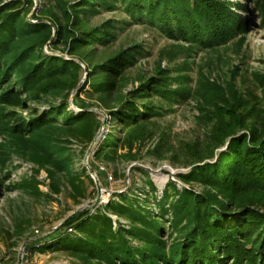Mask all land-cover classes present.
Returning <instances> with one entry per match:
<instances>
[{"label": "trees", "instance_id": "1", "mask_svg": "<svg viewBox=\"0 0 264 264\" xmlns=\"http://www.w3.org/2000/svg\"><path fill=\"white\" fill-rule=\"evenodd\" d=\"M258 3L252 1L263 12ZM31 5L30 0L26 5L0 0V164L16 157L36 173L44 170L50 193L59 195L65 188L75 204L93 196L83 177L93 183L85 169H74L72 143L83 149L93 144V160L114 162L118 149H126L133 159V143L143 138L137 131L160 115L164 104L192 98L187 76L171 78L159 67L153 76L134 73L136 62L147 55L140 45L106 57L98 49L110 47L131 22L192 52L222 47L243 37L249 26L235 12L240 4L231 0H56L37 24L26 20ZM55 10L63 14V22ZM115 11L128 20L92 26L103 12ZM49 42V49L62 45L73 59L47 55L43 48ZM84 75L74 100L82 94L94 99L93 107L109 117L110 128L99 141L100 121L92 106L80 104L78 115L68 111L71 92ZM229 97L232 103L221 97V105L208 112L203 145H186L191 170L177 176L186 188L178 191L169 183L161 198L152 200L155 187L147 180L142 198L116 194V201L65 218L46 237L68 229L74 235L65 233L41 251L62 252L80 264H264V118L243 107L236 90ZM27 103L44 104L47 110L39 115ZM26 108L27 118L16 112ZM37 185L34 179H22L9 189L35 198L41 196ZM110 216L116 217V228Z\"/></svg>", "mask_w": 264, "mask_h": 264}, {"label": "rangeland", "instance_id": "2", "mask_svg": "<svg viewBox=\"0 0 264 264\" xmlns=\"http://www.w3.org/2000/svg\"><path fill=\"white\" fill-rule=\"evenodd\" d=\"M10 1L12 0H6V2ZM18 1L26 5V0ZM30 1L32 5L26 20L30 24H37L38 18L44 19L41 12L54 7L56 0ZM231 1L240 4V9L235 12L246 19L249 26L243 37H236L222 47L192 52L186 49L183 43L170 40L147 25L131 22L118 34L110 47L98 49V54L106 57L130 46L140 45L147 55L146 58L136 62L134 73L153 76L152 71L159 67L166 70L171 78L187 76L189 83L186 87L192 91V98L173 105L164 104L162 111H159L160 115L152 117L140 131H137L136 135L142 132L143 138L133 143L130 154L134 156L133 159L125 155L126 149H118L114 162L97 161L92 158L93 144L87 149H83L77 143L69 146L76 172L86 170V165L89 168L95 167L93 174L101 188L100 204L96 207H103L109 200L116 201L118 199L116 194L142 198L147 193L145 186L147 180H150L155 187L152 200L154 198L159 200L169 183H173L178 191L186 188L177 177L191 170L184 157L186 145L194 143L200 147L203 145L202 142L206 139L209 129L206 117L209 115L208 112L215 111L217 104L221 105L219 101L221 97L232 103L229 96L236 90L243 99V107L251 108L253 112L264 118V91L261 88L264 86V80H262L264 77V11L255 9L253 0ZM257 1L259 7L264 10V0ZM58 17L63 22L61 12L58 13ZM111 19L128 20L120 11L103 12L92 21V26ZM43 22L47 21L43 20ZM51 34L53 39L54 28L51 29ZM49 44L50 42L43 48L47 55L54 54L67 61L73 59L63 51L62 45L56 49H49ZM74 61L78 63L76 59ZM80 65L85 71V66ZM85 75L74 90L77 91L82 85ZM175 86L173 84V88ZM130 88L131 85L128 86V89ZM75 94L72 101L69 98L68 111L78 115L82 112L77 107L80 104L92 106L93 112L98 115L100 121L96 140H101L110 128L109 117L105 115L104 110L93 107L94 99L90 100L82 94L74 100ZM154 102L157 104V101ZM26 107L35 108L39 115L47 110L44 104L27 103ZM27 108L16 112L23 118H27L29 114ZM139 109L141 111L142 106H139ZM216 111L221 113L218 109ZM1 140L0 137V143ZM90 148L89 156L85 159ZM89 178L93 186L84 177L83 186L88 191L93 190V196H87L79 200V204H75L65 188H62L59 195L50 193V182L44 170L36 173L33 165L23 163L16 157L11 158L5 166L0 164V264H16L18 260H20L19 264H80L76 259L62 252L49 249L41 251V248L45 243L53 242V239L65 233L74 235V232L68 229L54 232L50 238L46 237L65 218L92 207L91 202L96 196V189L93 178L90 176ZM22 179L36 180L41 196L31 198L20 190L9 189L11 185L19 183ZM193 189L197 193L201 191L198 186H194ZM151 207L157 209L153 204ZM95 208H92L91 212H94ZM110 217L113 228H116V217ZM33 246L39 249L31 250Z\"/></svg>", "mask_w": 264, "mask_h": 264}, {"label": "water", "instance_id": "3", "mask_svg": "<svg viewBox=\"0 0 264 264\" xmlns=\"http://www.w3.org/2000/svg\"><path fill=\"white\" fill-rule=\"evenodd\" d=\"M75 92H76V90H74V91L72 92V94H71V96H70V101H72ZM90 150H91V148L87 151V154H86L85 159H87V157L89 156ZM86 170H87L88 175H89L91 178H93V181H94V185H95V189H96V196H95V198L92 200L91 205H92V206H96V205H98L99 202H100V198H101V188H100V185H99V183H98V181H97L95 175L93 174V172H91V170H90V168H89L88 165H86ZM73 214H74V213H73ZM73 214H72V215H73ZM65 221H66V220H64L63 222H61V223L57 226V228L61 227V226L65 223ZM57 228H56V229H57ZM19 263H20V260H18V262H17L16 264H19Z\"/></svg>", "mask_w": 264, "mask_h": 264}, {"label": "built area", "instance_id": "4", "mask_svg": "<svg viewBox=\"0 0 264 264\" xmlns=\"http://www.w3.org/2000/svg\"><path fill=\"white\" fill-rule=\"evenodd\" d=\"M109 180L111 181V178H109ZM101 202H102V200H101ZM99 204H100V202H99ZM99 204H98V205H99ZM36 233H37V231H36Z\"/></svg>", "mask_w": 264, "mask_h": 264}]
</instances>
